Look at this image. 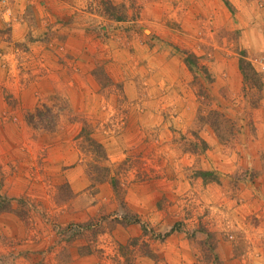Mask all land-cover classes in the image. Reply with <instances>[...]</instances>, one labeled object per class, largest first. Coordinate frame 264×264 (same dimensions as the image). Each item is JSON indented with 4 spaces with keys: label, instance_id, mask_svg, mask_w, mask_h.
<instances>
[{
    "label": "rangeland",
    "instance_id": "374dc122",
    "mask_svg": "<svg viewBox=\"0 0 264 264\" xmlns=\"http://www.w3.org/2000/svg\"><path fill=\"white\" fill-rule=\"evenodd\" d=\"M262 66L264 0H0V264H264Z\"/></svg>",
    "mask_w": 264,
    "mask_h": 264
},
{
    "label": "trees",
    "instance_id": "16d2710c",
    "mask_svg": "<svg viewBox=\"0 0 264 264\" xmlns=\"http://www.w3.org/2000/svg\"><path fill=\"white\" fill-rule=\"evenodd\" d=\"M106 4H107V10L109 13H111V11L113 10L117 11L118 7L120 9L123 8V6H116L110 3H106ZM123 14H124V17L122 15L121 19H118V20L126 21L127 14H128L127 9L123 11ZM111 16H114V15L111 13ZM66 111H67V108L63 105H52L51 106V105L43 104L37 107L33 112H29L26 115V121L34 129L54 132L58 129L63 118L66 116Z\"/></svg>",
    "mask_w": 264,
    "mask_h": 264
},
{
    "label": "built area",
    "instance_id": "2783aa9c",
    "mask_svg": "<svg viewBox=\"0 0 264 264\" xmlns=\"http://www.w3.org/2000/svg\"><path fill=\"white\" fill-rule=\"evenodd\" d=\"M262 71H263V73H264V66H262Z\"/></svg>",
    "mask_w": 264,
    "mask_h": 264
}]
</instances>
